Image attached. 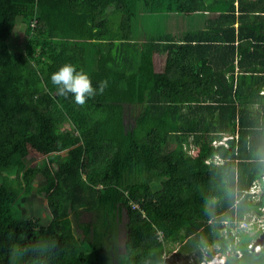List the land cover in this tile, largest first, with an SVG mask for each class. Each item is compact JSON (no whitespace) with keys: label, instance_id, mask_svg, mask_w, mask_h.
<instances>
[{"label":"trees","instance_id":"16d2710c","mask_svg":"<svg viewBox=\"0 0 264 264\" xmlns=\"http://www.w3.org/2000/svg\"><path fill=\"white\" fill-rule=\"evenodd\" d=\"M205 8V0H0V264H168L170 242L179 244L172 264H200L215 249L227 253L223 264H264V249L235 232L264 214V35L240 40L234 14L230 38L139 40L135 28L148 15ZM66 62L97 89L107 81L103 91L84 103L60 94L51 74ZM112 74L126 113L153 123L137 136L106 109ZM30 148L66 153L38 188L48 223L15 206L33 188L19 167ZM86 213L94 219L82 220Z\"/></svg>","mask_w":264,"mask_h":264},{"label":"crops","instance_id":"0c3cea01","mask_svg":"<svg viewBox=\"0 0 264 264\" xmlns=\"http://www.w3.org/2000/svg\"><path fill=\"white\" fill-rule=\"evenodd\" d=\"M205 4L206 8L203 11L194 13L167 12L149 15V18L144 20L145 26L142 27L143 30L140 33L139 40H143L147 36L151 39L165 41L176 39L177 42L182 43V40L185 39H198L206 36L219 37L226 35L230 38L232 37L230 31L231 14L236 17L234 21L235 33L237 36L238 32L244 35L243 39L240 37L243 42L247 40L255 42L252 39L253 36H251L253 33L259 37L264 35V0H205ZM236 44H238L237 37ZM228 137L230 136L227 134L224 140ZM256 184L258 190L261 191L260 182L257 181ZM252 227L263 232L262 229H257L258 224L253 223L250 228ZM238 239H240L239 236ZM251 242L256 241L252 240Z\"/></svg>","mask_w":264,"mask_h":264},{"label":"rangeland","instance_id":"374dc122","mask_svg":"<svg viewBox=\"0 0 264 264\" xmlns=\"http://www.w3.org/2000/svg\"><path fill=\"white\" fill-rule=\"evenodd\" d=\"M139 10H143V4H139ZM149 15L146 16V18H142L141 21L138 23V19L135 22V28L139 31L140 29H142V27L145 26V22L144 20L148 19ZM153 20H155L153 18ZM159 23V22H158ZM157 23V24H158ZM143 30V29H142ZM16 44L19 43L18 40L15 41ZM119 85V78L118 75L112 74L108 76V86H107V95H106V109L107 111H109L113 117H114V121L117 125H121L124 123H131L132 126L131 128H133V132L134 134H136V136L139 134V127L143 126L145 129L147 127V125L149 126L150 124H153L151 121H148V117L149 115H147L144 118H139L141 114L139 115H133L129 112L126 113L123 105L120 102L119 99V95H118V86ZM217 141V140H215ZM223 141V140H220ZM219 142V141H217ZM66 153H45L39 150H36L35 148H30L29 149V154L27 155V157L23 160H20L19 162V167L23 172V179L26 183L32 184L33 188L27 190L26 192L23 193L22 196V201L15 205L16 208H20L22 210V214L24 217H38L40 218L41 222L43 223H48L49 221L52 220V214L49 210L48 204H47V198H45L42 194H40L38 192V188L43 185L46 181V178L44 176V169L49 166L52 165L54 163V160L57 156H64ZM70 174L72 176H74L75 178H79L81 175V169L79 166H70L69 168ZM5 173L7 179H11V181L13 183L16 182L14 176H13V172L11 173ZM256 193H259V190L255 191ZM252 216V215H251ZM251 216L249 218H251ZM255 218H257V216H255ZM264 218V217H263ZM94 219V214L93 213H86L85 215L82 216V220H92ZM125 220L126 218L124 217V220H122L121 224L119 225L120 228V232H119V237H118V244H119V251L122 252L123 251V240L125 237ZM75 221V219H74ZM76 223V221H75ZM118 226V227H119ZM257 229H262L261 227L258 226ZM76 231L79 233V237H81V240L83 238V235L80 233L81 229L78 228L76 226ZM237 235H240V232L243 231L246 234H250V238L253 241H256L258 238H263V235L261 230H256L255 227L252 228H248V229H241V227L239 226L238 228L235 229ZM240 238V236H239ZM84 239V238H83ZM179 247V244H177V242H170L169 244H167V263L168 264H172V259H176L175 257H177V249ZM219 256L218 258H216V256ZM223 255L222 253L220 254V251L215 249L214 253L212 255L215 256L214 260L212 262H214L213 264H222L223 261L226 260L225 256H221ZM224 255H227L224 254ZM120 256V253H118V256L115 255V260L118 261ZM185 256V255H184ZM194 257H197V253L194 255ZM178 258V257H177ZM173 264H180V261H175V263ZM207 264V263H206ZM211 264V262L209 263Z\"/></svg>","mask_w":264,"mask_h":264},{"label":"clouds","instance_id":"9594fccd","mask_svg":"<svg viewBox=\"0 0 264 264\" xmlns=\"http://www.w3.org/2000/svg\"><path fill=\"white\" fill-rule=\"evenodd\" d=\"M51 81L53 84L57 85V91L60 94L68 95L69 93H73L74 98L78 103H84L86 97L94 95L97 90L103 91L107 84V81H102L97 89L94 87L90 75L87 72L78 69L77 66L71 62H66L59 66V68L51 74ZM255 187L256 186H254L253 189H255ZM214 258L215 256L210 259L205 257L201 262L207 261V264H209Z\"/></svg>","mask_w":264,"mask_h":264},{"label":"built area","instance_id":"2783aa9c","mask_svg":"<svg viewBox=\"0 0 264 264\" xmlns=\"http://www.w3.org/2000/svg\"><path fill=\"white\" fill-rule=\"evenodd\" d=\"M263 92H264V90H263ZM222 142L223 141H219V142L215 141L214 143L218 144V143H222ZM257 188H258V186L256 185L255 189H253V192H255L257 190ZM137 206H139V205L138 204H134V207H137ZM263 211H264V207H263ZM255 216H257V215L251 216L250 220L244 219V220L240 221L239 226L241 228L248 229V228L251 227V225L253 223H257L258 226H260L262 228V230L264 231V218H263L264 214L262 216H257V218H255ZM237 238H238V236H237ZM248 247L252 248L255 251H260V250L264 249V242H259V243H256V244H255V242H251L248 245ZM237 254H241L240 250L237 251ZM221 256H225V258L227 257V255H224V253ZM206 263H207V261H203L200 264H206Z\"/></svg>","mask_w":264,"mask_h":264},{"label":"water","instance_id":"95a60500","mask_svg":"<svg viewBox=\"0 0 264 264\" xmlns=\"http://www.w3.org/2000/svg\"><path fill=\"white\" fill-rule=\"evenodd\" d=\"M263 235V238H258L255 242L256 243H259V242H264V233L262 234Z\"/></svg>","mask_w":264,"mask_h":264},{"label":"bare ground","instance_id":"6f19581e","mask_svg":"<svg viewBox=\"0 0 264 264\" xmlns=\"http://www.w3.org/2000/svg\"><path fill=\"white\" fill-rule=\"evenodd\" d=\"M216 258H218L217 256H216ZM220 258V257H219ZM214 262H211V264H213Z\"/></svg>","mask_w":264,"mask_h":264}]
</instances>
